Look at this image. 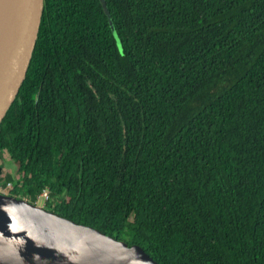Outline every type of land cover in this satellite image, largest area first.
Here are the masks:
<instances>
[{
	"label": "trees",
	"instance_id": "obj_1",
	"mask_svg": "<svg viewBox=\"0 0 264 264\" xmlns=\"http://www.w3.org/2000/svg\"><path fill=\"white\" fill-rule=\"evenodd\" d=\"M105 2L121 53L98 0H44L10 196L159 264H264V0Z\"/></svg>",
	"mask_w": 264,
	"mask_h": 264
},
{
	"label": "water",
	"instance_id": "obj_2",
	"mask_svg": "<svg viewBox=\"0 0 264 264\" xmlns=\"http://www.w3.org/2000/svg\"><path fill=\"white\" fill-rule=\"evenodd\" d=\"M98 1L121 53L106 2ZM43 10L44 0H0V123L26 78ZM0 264L159 263L138 245L0 194Z\"/></svg>",
	"mask_w": 264,
	"mask_h": 264
},
{
	"label": "built area",
	"instance_id": "obj_3",
	"mask_svg": "<svg viewBox=\"0 0 264 264\" xmlns=\"http://www.w3.org/2000/svg\"><path fill=\"white\" fill-rule=\"evenodd\" d=\"M1 165V162H0ZM7 175L6 170L3 168L0 171V194L10 195V192L14 188V182L4 180V177ZM25 199V198H23ZM27 200V199H25ZM50 200V191L48 188H44L36 197L35 201L32 204L37 205L38 203L42 204L44 208L46 203Z\"/></svg>",
	"mask_w": 264,
	"mask_h": 264
},
{
	"label": "rangeland",
	"instance_id": "obj_4",
	"mask_svg": "<svg viewBox=\"0 0 264 264\" xmlns=\"http://www.w3.org/2000/svg\"><path fill=\"white\" fill-rule=\"evenodd\" d=\"M0 162L2 167L6 170V173L12 176L13 178L16 177V168L15 165L11 162L9 157H7L6 153L0 154ZM37 206L42 207L41 203H38ZM43 208V207H42ZM45 209V207H44Z\"/></svg>",
	"mask_w": 264,
	"mask_h": 264
}]
</instances>
